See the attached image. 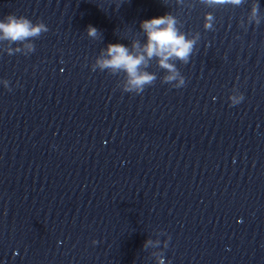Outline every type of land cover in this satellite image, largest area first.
I'll list each match as a JSON object with an SVG mask.
<instances>
[{
  "label": "clouds",
  "instance_id": "obj_1",
  "mask_svg": "<svg viewBox=\"0 0 264 264\" xmlns=\"http://www.w3.org/2000/svg\"><path fill=\"white\" fill-rule=\"evenodd\" d=\"M239 3L240 0H232ZM255 11V9H254ZM175 20L168 15L153 17L141 22V27L147 33L148 43L144 48L148 58L153 55L159 56L161 67L175 72L173 65L167 63L171 57H177L187 62L192 50L194 41L187 40L184 35L178 34L175 28ZM42 31H47L43 24L33 25L30 20L21 16L8 15L5 20L0 21V32L4 38L12 41H21L27 37L38 36ZM88 35L95 37L97 29L91 25L88 26ZM107 56L110 58L98 61L99 66L103 68L124 69L129 76V87L126 91L136 90L144 91V86L151 84L155 79L153 75L140 73L139 66L145 62L144 55L133 56L122 44H109L107 47ZM166 81L176 79V74L165 78ZM183 80L181 79V84ZM241 99H243L241 97ZM240 101L234 100V103ZM163 264V261H161Z\"/></svg>",
  "mask_w": 264,
  "mask_h": 264
}]
</instances>
